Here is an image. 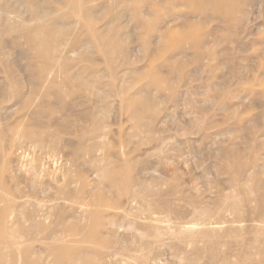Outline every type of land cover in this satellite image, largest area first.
Here are the masks:
<instances>
[{
    "label": "rangeland",
    "instance_id": "374dc122",
    "mask_svg": "<svg viewBox=\"0 0 264 264\" xmlns=\"http://www.w3.org/2000/svg\"><path fill=\"white\" fill-rule=\"evenodd\" d=\"M6 2L11 13L9 25L0 26V72L7 64L26 78L35 72L32 64L42 73L54 70L66 106L54 100L61 132L42 150L29 143L37 150L27 163L33 160L41 188L51 191L42 197L45 241L19 264H68L82 250L93 264H220L222 255L231 256L229 263L246 257L258 225L234 223L225 204L237 191L235 166L228 169L233 157L264 169V0ZM158 22L164 23L156 32ZM42 29L58 40H43ZM198 38L203 45L196 49ZM102 165L116 177L134 176L129 194L97 176ZM254 205L241 211L244 219L258 218L263 208ZM102 236L111 246L99 258L91 237Z\"/></svg>",
    "mask_w": 264,
    "mask_h": 264
},
{
    "label": "bare ground",
    "instance_id": "6f19581e",
    "mask_svg": "<svg viewBox=\"0 0 264 264\" xmlns=\"http://www.w3.org/2000/svg\"><path fill=\"white\" fill-rule=\"evenodd\" d=\"M223 1L224 0H216V3H220ZM23 4L25 5V3ZM10 6L11 5L9 4V2H6V0H4L3 3H1L0 5V26H4L8 22H10V13H11ZM202 13L203 12H201V16H203ZM225 21L230 22L231 18L227 17ZM140 22L141 23L144 22L143 18H140ZM163 23L164 22H158L154 30L156 32L157 31L159 32L160 26L163 25ZM20 31H23V34L25 35V37L26 35L30 34L29 28H26V27H21ZM40 34L42 35L43 40L46 39L47 37L50 38L51 40H55V41L58 40L57 38L58 36H56L57 33H55L54 31L51 32L49 30L45 31L42 29L40 31ZM159 37L160 39H162L161 34ZM27 39H30V37H28ZM31 39L36 44V47H38L37 39H34V38H31ZM192 45L193 47L198 49L200 45L201 46L203 45V40L201 38H198L195 41H193ZM8 54H9L8 50L4 51L3 57H6ZM43 58H44V54L42 55L40 54V59L43 60ZM262 66L264 67V64H262ZM30 67L35 72L31 73L30 76L27 78L23 76L24 74L19 75L11 71L9 64L3 67L4 69L2 70V72H0V264H19V262L29 259L30 252H32L33 247L36 244L38 243L42 244L45 241L44 235H45L46 227L44 224V220L48 212L47 213L45 212L46 208L42 201V197L44 196V192H46V190L51 191V189L48 190L47 188L46 189L41 188L42 184H40V181H38V179H40L38 166H36L35 163H33V160L27 163L28 159L31 157V153H35L37 150V148H35L33 145H30L29 143L30 141H32L33 142L32 144L37 145L38 149L42 150L46 145L49 144V142H51L50 140L51 138L54 137L53 135L55 132L57 131L61 132V128H62V122H60L61 119L59 121V119L55 120V118L53 117V115L56 114V108H58V107L55 108L56 102H54V100H56L57 103L59 104H63L65 98L62 95L61 90L56 88V85L53 79L54 70L53 71L48 70L47 72L45 71L42 73V71L40 70V66H38V69H36V65L34 64H32ZM37 71H40V72H37ZM49 80L51 81L50 85H48ZM62 108L64 109V107ZM58 110H60V108ZM65 113L67 114V112ZM67 115L65 116L67 117ZM44 119L49 120L47 126L44 124L45 122ZM65 119L63 121H65ZM21 138L25 139L26 141L24 145L21 144V141H20ZM233 158H234L233 160L234 165L231 164L230 168L228 169H231L233 166H235V168L231 169V171L233 172L232 173L233 175L231 177H232L233 186L235 190L237 189L236 192H239V193L235 192L232 194V196L227 197L228 203H226L225 205L234 211V215H235V219L233 221L234 223L237 224V223H242V222L243 223L244 222H254L256 224H253V225H258L257 229L259 230L255 228L257 230V232L255 230L256 233H254L255 239L252 240L250 244L248 242L250 241V238L252 237L248 238L249 241L247 239V244H249L250 246L248 245L249 246L248 251L246 250L247 253H243V254H247L246 257L242 258L243 260L241 259L240 256H238L239 258L237 259V261L229 263L226 261H228L231 256L228 257V255H222L220 258L221 259L220 264H241V263L258 264V262H256V260L254 259L257 257V255L259 256V258H262L261 260L264 261V252H263L264 250H261V243L264 242V211H263L264 209V178L259 179L260 174L264 173V169H262L261 167L258 169H253V168L249 169L248 165H246V163L241 159L240 155H236V157H233ZM97 176L101 177L104 181L106 180L108 182V186H110L111 188H117V189L119 188L118 190L119 193L127 192V194H129L130 192L129 188L131 184L135 182V178L132 174L126 173L124 177L122 178L121 176L116 177L114 168L111 166L102 165V167H100L98 170ZM144 191L143 193H145ZM62 194H65V192H61L58 199H63L67 201V199ZM135 195L136 194H133V197ZM242 195L243 196L245 195V196L243 197ZM130 196H132V194ZM103 197L100 198L101 202L103 201ZM157 197L159 196L157 195ZM161 204L162 203H160L158 200L153 202L152 205L155 207L154 210H157V211L162 210ZM252 204H255L254 206L256 209L257 208H260V209L263 208V209H261V211L258 213L259 216L257 215L258 216L257 219H254V218L250 219V217H248L247 215L246 216L249 219L248 220L244 219L245 215L243 216L242 214L244 213H241V211L243 212L244 207L246 209L247 206L249 207ZM99 205H100V202H99ZM58 206L59 205L54 204L50 212L56 209ZM251 208L253 207H250L248 210L250 211ZM253 211L254 210L251 211V214ZM195 212L197 216L201 214V211L199 210H196ZM207 212L211 213L209 211ZM255 213H257V211H255ZM251 214H248V215H251ZM199 217H201V215ZM201 222L202 223L204 222V225H205V221H201ZM202 223H192V224L196 226L197 225L201 226L203 225ZM209 224H211L210 221H209ZM116 227L117 226L115 225L114 228ZM242 228H240V230ZM191 230L193 229H189L188 231H191ZM240 232H242V230ZM249 232H252V231H249ZM52 239H55V237H53ZM103 239H104L103 236L101 238L91 237L95 250L98 253L97 257L99 258H101L103 254L105 253V250L107 251V249L111 246L109 242L104 241ZM245 240L246 239H244L243 241ZM247 244L243 243V245H247ZM239 245L241 248L242 245L241 244ZM113 247L115 248V246ZM260 250L262 251V253ZM82 251L79 254L77 259H72V261L69 262L68 264H93L94 259L92 258L90 259L88 257L89 254L82 252ZM110 256L112 258V255ZM110 256L108 255L109 258ZM108 257L106 258L107 260H108ZM36 264H39L38 261L36 262Z\"/></svg>",
    "mask_w": 264,
    "mask_h": 264
}]
</instances>
